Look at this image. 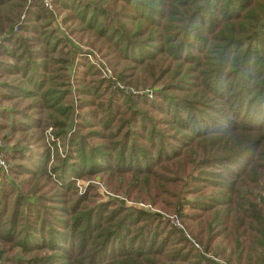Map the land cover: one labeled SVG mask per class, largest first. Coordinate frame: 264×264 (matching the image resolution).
I'll return each mask as SVG.
<instances>
[{"label": "trees", "instance_id": "1", "mask_svg": "<svg viewBox=\"0 0 264 264\" xmlns=\"http://www.w3.org/2000/svg\"><path fill=\"white\" fill-rule=\"evenodd\" d=\"M54 6L70 35L91 36L86 47L120 69L118 80L143 73L162 85L151 100L112 90L40 0H0V104L9 105L0 134L21 146L5 149L0 264H220L212 247L229 264H264V0ZM59 142L64 154L53 156ZM98 170L141 176L155 194L160 174L209 193L188 203L197 213L176 212L182 229L159 241L161 217L77 193L71 179Z\"/></svg>", "mask_w": 264, "mask_h": 264}, {"label": "rangeland", "instance_id": "2", "mask_svg": "<svg viewBox=\"0 0 264 264\" xmlns=\"http://www.w3.org/2000/svg\"><path fill=\"white\" fill-rule=\"evenodd\" d=\"M31 1V0H27ZM55 1H53V9L54 12V21H53V27L54 29L56 28L61 35L65 38V40L68 42L70 47H73L72 50L74 51H83L85 52L86 59L90 64L95 65L94 67L99 71L100 77L104 80H106L108 85H110L112 90H120L123 91L122 93L126 95L127 97L134 99L135 96H141V97H146L147 100H151L153 98V93L156 90H159L161 88V83H151L152 80L154 79L155 75L153 78H150L147 74L144 75L143 73H139L137 80H125L121 81L118 80L117 76L115 75V71L120 72V69L115 66L107 63V61L96 51L92 50L91 48H88V42H93V38L91 36H85V38L82 40V42H79L77 36L75 35H70L69 31L67 30L66 26L61 24V19L64 17L65 13H60L57 14L55 11ZM79 1H87V2H94V3H99L102 5L107 4L108 0H79ZM58 21V22H57ZM59 25L62 27V29H59ZM73 27H76L73 25ZM15 31L14 28L10 27L8 30H6L5 33H9ZM2 40V37H0V42ZM64 50H68L67 45L63 47ZM76 56V55H75ZM168 65V62H167ZM153 67L150 69V71H153ZM115 70V71H114ZM156 73H159V70L157 69ZM162 77V76H161ZM130 83H127V82ZM119 84L121 88L117 86ZM117 90V91H118ZM140 99V98H139ZM2 107H9L8 104L3 103L0 104V109ZM73 117V119L76 117ZM147 113L149 114L150 117L152 118H158L159 113L153 112L151 110H147ZM51 129H48L45 132L46 139L48 140L49 144L48 147H51V141H54V139L50 136ZM0 140L2 141L4 148L7 151V157L9 156V153L12 152L15 149V146L21 147L18 144V138H11V136L4 137L3 134H0ZM86 143L89 144H99L102 143L98 139L95 140H88L86 139ZM56 150H53L51 154L54 156V152L57 151L58 155H63L64 154V149L66 148V145H64L62 142L55 143L54 144ZM97 146V145H96ZM32 151L35 150L33 146L30 147ZM105 158L115 161L116 156L108 157L105 156ZM8 161V159H7ZM8 165L11 164L10 162H7ZM156 171V170H154ZM81 176L77 178L71 179V182L75 183V190L77 191L78 194H82L85 190H89L92 199L95 202V204L98 203H107V201H114L120 203L124 208L131 209V210H137L141 211L138 209L139 204L143 205H151L156 210H159L163 212L166 217L164 219L160 218V226H157V232L159 233V241L162 240V238L168 233V231L173 230V223L170 222V218H176L180 220L178 213H197L193 212L190 210V205H188L189 202L195 201L202 193H209L207 192L209 188H205L202 186L200 191L197 193L193 192V188L191 187H185L183 190H181V185H177L179 189L174 185H170L168 182V176L164 174H160L164 179H165V187L164 188H159L157 190V193L155 194V191H152L149 189L150 182H147L143 180L141 176L137 178V184L134 183V179L132 176H117L113 174H109L108 172H103L101 170L94 171L90 176ZM5 176L4 179L0 177V181H5V182H11L12 178L10 175H3ZM7 176V177H6ZM132 184L133 186H130L129 184ZM146 192L148 193V198L153 196V199L155 200L154 202L158 203V205L153 206L152 204L148 203V200L146 198ZM98 196V198H97ZM150 200V199H149ZM161 203H164L165 207L161 205ZM175 203L177 210H172L170 207L171 204ZM166 210V211H165ZM168 211V212H167ZM178 212V213H176ZM143 213L152 216L149 212L144 211ZM153 217V216H152ZM181 221V220H180ZM181 223V222H180ZM182 225V224H181ZM172 226V227H171ZM75 238L72 240L75 242L78 239V233L75 232ZM175 238H178V235L176 233ZM0 247L6 249L7 245H4L0 242ZM67 247V246H66ZM16 252V250H15ZM18 252V251H17ZM8 254H14V253H9ZM19 254V253H17ZM41 252L38 253L40 255ZM207 255L209 257H213L214 261L220 263V264H229V259L227 256H224L222 258L220 255H218V251L214 249L213 247L207 252ZM23 259V257H22ZM223 260L224 262H221Z\"/></svg>", "mask_w": 264, "mask_h": 264}, {"label": "built area", "instance_id": "3", "mask_svg": "<svg viewBox=\"0 0 264 264\" xmlns=\"http://www.w3.org/2000/svg\"><path fill=\"white\" fill-rule=\"evenodd\" d=\"M42 2V4L51 12H54V9H53V1L54 0H40ZM58 22V21H57ZM58 26H59V29L61 30L62 27L59 25L58 23ZM117 86L119 88H121V86L119 84H117ZM8 170H9V167H8V164L6 162V159H5V148H4V145L2 143V141L0 140V173L2 175H7L8 174ZM138 209L139 210H142V211H146V212H149V213H153L159 217H161L162 219H164L166 217V215L159 211V210H156L154 209L153 207H151V205H143V204H139L138 205ZM170 222L173 223V225L176 227V228H179V229H182V225L181 223L179 222L178 219L176 218H170ZM194 243V242H193ZM195 247L198 248L201 252H203L202 248L194 243ZM211 259L214 260L213 257H210Z\"/></svg>", "mask_w": 264, "mask_h": 264}]
</instances>
